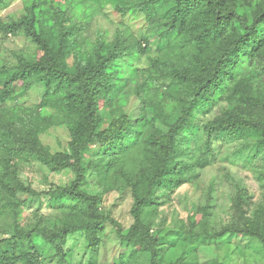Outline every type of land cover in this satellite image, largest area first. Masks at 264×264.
<instances>
[{"label": "trees", "instance_id": "obj_1", "mask_svg": "<svg viewBox=\"0 0 264 264\" xmlns=\"http://www.w3.org/2000/svg\"><path fill=\"white\" fill-rule=\"evenodd\" d=\"M22 1L25 13L20 18L0 16V32L15 35L25 29L41 51L36 59L20 58L15 66L0 68V212L16 220L11 237L0 240V264H41L40 243L62 256L67 237L76 233L85 234L91 246L99 247L108 227L114 229L128 259L143 255L146 264H161L162 238L154 233L149 219L159 198L190 182L197 175L186 178L190 171L211 165L219 141L243 142L241 153L251 147L254 152L246 164L264 158V0H66L75 10L69 19L63 18L66 6H59L58 0ZM11 2L0 0V10ZM85 3L98 9L110 5L122 15L141 12L149 29L142 37L144 47L138 43L137 51L145 53L158 38L166 41L161 63L166 56L186 53L188 59L168 68L156 65V70L133 79L120 104L109 103L127 79L120 65L137 52L122 37L95 42L82 37L84 17L80 14L86 10ZM161 81L167 82L166 88ZM17 86L25 93L41 88L39 104L58 116V127L68 135L66 150L52 151L42 145L37 125L19 117L24 109L17 105ZM105 102L111 118L102 127ZM221 103H225L223 109L202 127L204 153L194 163L181 160L184 151L179 143L192 129L196 115L209 114ZM94 144L100 147L102 158L108 159L103 164L107 168L124 154L144 152L139 171L130 176L125 173L134 220L126 233L116 219L100 212L97 196L81 189L89 147ZM30 158L54 170L70 169L72 182L49 193L24 185L9 160ZM45 194L50 196V206L65 208L73 217L59 219L53 229L22 225L23 209L41 202ZM245 206L238 196L236 207L245 219L237 225L228 224L219 231L185 230L186 246L211 244L228 232L248 234L264 244L263 224L246 218ZM202 214L196 220L201 225L206 216ZM189 254L171 264H196L194 250ZM57 264H64L63 259Z\"/></svg>", "mask_w": 264, "mask_h": 264}, {"label": "rangeland", "instance_id": "obj_2", "mask_svg": "<svg viewBox=\"0 0 264 264\" xmlns=\"http://www.w3.org/2000/svg\"><path fill=\"white\" fill-rule=\"evenodd\" d=\"M238 1L242 2V0ZM57 4L66 6L63 18L69 19L74 15L75 10L71 2L58 0ZM88 5L84 4L86 10L80 14L81 18L84 17V23L79 32L82 37L91 42L101 38L113 41L117 37H122L126 44L134 46V51L137 52L134 56L125 57L120 65L119 69L124 71L123 74L127 79L115 97L108 99L109 103L120 104L122 97L129 93L133 79L137 80V77L142 74L147 75L154 68L156 70V65L168 68L188 59V53H186L172 58L166 56V60L161 63L159 59L166 47V41L158 38L148 45L145 53L138 52L137 45L141 43L144 47L142 37L149 29V23L141 12L122 15L110 5L102 9L94 6L88 8ZM24 13L25 3L22 0H12L9 7L0 10L2 17L11 15L14 18H20ZM40 51L39 43H36L25 29L15 35H4L0 32V68L13 67L18 64L20 58L36 59ZM72 61V57L69 56L70 66H73ZM132 70L137 72L131 75ZM162 85L166 88L167 82H163ZM15 97L17 105L24 109L19 113V117L25 120L30 119L32 125H37L40 143L52 151L66 150L68 135L63 127H58V116L53 110L39 104L41 88L34 87L25 93L17 86ZM107 105L101 108L102 127H106L111 118L110 106L108 103ZM224 106L225 103H221L209 114L196 115L192 129L180 140L179 147L184 151L181 160L194 163L204 153L205 135L202 127ZM219 142L214 162L196 172L190 171L186 178L193 176L194 173L197 175L190 182L183 183L173 193L161 196L153 214L149 217L154 233L162 238L161 264L174 263L177 259L190 255L191 250L196 253V264H264V244L248 234L236 235L228 232L211 244H201L197 248L196 246L187 247L183 240L184 231L191 227H194L196 232L202 229L210 231L218 229L219 231L225 225L234 223L237 225L238 222H242L245 218L240 215L236 207L238 196L245 202V217L259 221V224H263L264 230V158H258L254 164L251 162L246 164L244 162L249 161V156L254 152L251 147H246L241 153L239 151L245 145L243 142ZM99 151L100 147L97 144L89 147L85 163V180L81 189L89 195L97 196V207L100 212L116 219L123 233H126L134 220L131 214L133 198L125 173L130 176L139 171L144 152L140 149L124 154L120 159L112 162L110 168H107L103 167V164L108 159L102 158ZM9 162L13 166L16 178L40 193H49L57 186L69 184L74 178V173L70 169L54 170L33 158L10 159ZM49 197V194H45L41 202L28 204L20 215L21 224L28 228L38 226L53 229L52 225L59 219L73 217V214L65 208L50 206ZM1 203L0 201V206ZM204 212L206 216L202 225L198 224L196 220H201ZM78 214L84 217L82 212ZM15 223L16 220L12 216L0 214V240L11 237ZM104 237L102 245L93 247L85 234L76 233L68 236L62 246V256L59 257L48 245L40 243L41 264H57L61 258L64 264L148 263L147 256L143 255L128 259V254L124 255L121 250L114 229L108 227ZM120 256L123 257L118 260Z\"/></svg>", "mask_w": 264, "mask_h": 264}]
</instances>
